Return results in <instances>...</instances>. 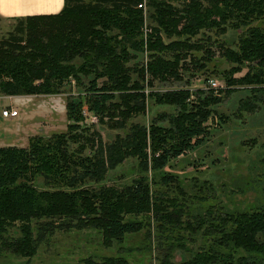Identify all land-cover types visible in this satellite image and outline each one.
<instances>
[{
	"label": "trees",
	"instance_id": "trees-1",
	"mask_svg": "<svg viewBox=\"0 0 264 264\" xmlns=\"http://www.w3.org/2000/svg\"><path fill=\"white\" fill-rule=\"evenodd\" d=\"M13 22L0 36V96L65 91L69 124L0 146V256L28 264L54 231L94 230L116 254L79 264H130L121 253L135 249L121 242L136 233L157 264H264V206L224 210L203 184L164 170L208 140L221 94L246 92L237 118L264 109V0H64ZM143 50L147 60L128 63ZM197 75L223 88L189 89ZM147 102L171 111L132 122ZM87 113L123 137L103 142ZM130 158L129 181L107 178Z\"/></svg>",
	"mask_w": 264,
	"mask_h": 264
},
{
	"label": "rangeland",
	"instance_id": "rangeland-1",
	"mask_svg": "<svg viewBox=\"0 0 264 264\" xmlns=\"http://www.w3.org/2000/svg\"><path fill=\"white\" fill-rule=\"evenodd\" d=\"M13 20H1L0 36L12 29ZM144 22L148 21L145 19ZM144 60H147V54L143 50L128 63L136 64ZM223 66L224 64H221V67ZM212 81H215L213 87L223 88L224 82L215 79ZM206 85L202 83L201 76L197 75L190 81L188 88L207 90L204 87ZM182 86L183 84H174L172 81L168 83L155 81L152 89L163 92ZM79 90L77 88L76 91ZM72 94L77 95L75 92ZM67 95L63 91L53 96L33 95L29 98L4 96L0 99V110L11 106L19 111L15 119L0 117V146H25L34 134L46 136L65 131L69 124L66 121L64 108ZM244 96L246 92L243 89L231 94H221L217 99L218 104L213 105L215 117L207 123L208 140L202 141L198 149L180 158L176 164H172L171 169H164L177 174L179 179H184L183 184L193 179L197 180V184H203L207 196L211 195L214 198L209 203H216L224 210H249L259 205L264 206V109L256 110L251 115L241 114V117L237 118L233 115L236 100ZM146 105L145 113L131 118L132 122L146 126L158 111H166L165 113L171 111V108L152 105L149 102ZM83 116V126L92 125L103 142L110 144L116 135L117 138L124 135L120 129L97 125L89 113ZM216 116H222L224 123L217 125ZM135 163L134 159H127L112 171H107L106 176L114 181L120 175L125 181H129L133 176ZM100 241V236L94 230L54 231L49 242L40 245L37 254L28 264H79L81 259L87 257L115 256V247L105 249L101 247ZM148 244L149 242L143 240L142 234H133L123 239L121 245L125 249L135 250L128 255L127 252L121 254L130 264H157L150 256L155 251L148 250ZM178 259L179 257L176 256L175 260ZM23 262L14 255L0 256V264H23Z\"/></svg>",
	"mask_w": 264,
	"mask_h": 264
},
{
	"label": "crops",
	"instance_id": "crops-1",
	"mask_svg": "<svg viewBox=\"0 0 264 264\" xmlns=\"http://www.w3.org/2000/svg\"><path fill=\"white\" fill-rule=\"evenodd\" d=\"M63 5L64 0H0V23L1 20H12L19 17L24 18L32 14L53 15L58 13L63 8Z\"/></svg>",
	"mask_w": 264,
	"mask_h": 264
},
{
	"label": "built area",
	"instance_id": "built-area-1",
	"mask_svg": "<svg viewBox=\"0 0 264 264\" xmlns=\"http://www.w3.org/2000/svg\"><path fill=\"white\" fill-rule=\"evenodd\" d=\"M208 87H213L215 85V81L209 80L207 83ZM4 97L0 96V99H3ZM19 115V111L16 108H11V106L5 107L4 109L0 110V117L2 119L5 118H11L15 119Z\"/></svg>",
	"mask_w": 264,
	"mask_h": 264
}]
</instances>
